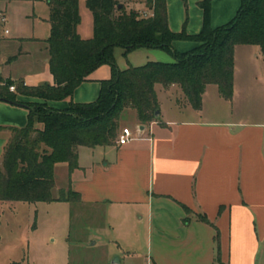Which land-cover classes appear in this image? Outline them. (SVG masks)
Returning <instances> with one entry per match:
<instances>
[{"label": "crops", "instance_id": "1", "mask_svg": "<svg viewBox=\"0 0 264 264\" xmlns=\"http://www.w3.org/2000/svg\"><path fill=\"white\" fill-rule=\"evenodd\" d=\"M20 1L0 0V12L7 16L9 4ZM85 1L78 0L77 32L88 39L93 34V18ZM118 1L126 11L149 9L146 0ZM190 1L197 7L194 28L187 33L195 34L201 29L202 10L199 0ZM216 5L221 6L218 13ZM239 5V0H212L211 25L229 21ZM46 6L45 21L50 31L47 2ZM166 11L170 29L180 31L169 19L168 0ZM11 13L10 18L17 16L19 23L12 30L8 26L7 34L0 26V76L21 80L27 86L44 82L52 85L46 43L49 32L47 36L37 32L40 21L33 8L31 12ZM195 45L190 40L173 42L179 52ZM243 45L255 48L254 58L260 51L264 54L258 45L234 47L230 100L221 97L215 84H207L200 109L185 103L168 113L159 100L160 94L178 99L183 92L176 84L165 88L157 83L154 89L159 116L144 125L135 123L143 127L137 138L122 145L116 141L114 145L78 146L77 167L71 171L67 162L55 164L53 195L70 187L80 199L76 204L43 203L66 211L69 221H82L84 227L78 231L83 236L87 232V249L95 255L87 257L85 263L73 259V245L67 242L59 253L60 264H218L217 250L220 264H264V90L259 92L257 101L252 100L251 81L238 79L235 58L238 46ZM139 49L143 48L130 52ZM146 50L151 56L147 61L161 58V49ZM118 54H123V50L115 48V58ZM109 77L110 67L103 64L76 87L70 98L50 100L47 104L64 108L69 101L91 102L98 96L100 81ZM261 79L259 83L264 87V77ZM16 99L40 101L23 95ZM207 99L218 108L205 116ZM27 112L25 106L0 100V159L10 137L9 129L23 127ZM133 119L137 121L135 114ZM10 202L20 201H0V206ZM202 214L209 223L199 219ZM69 237L70 227L66 241ZM80 243H76L77 248H84ZM9 262L19 263L17 259Z\"/></svg>", "mask_w": 264, "mask_h": 264}, {"label": "trees", "instance_id": "2", "mask_svg": "<svg viewBox=\"0 0 264 264\" xmlns=\"http://www.w3.org/2000/svg\"><path fill=\"white\" fill-rule=\"evenodd\" d=\"M211 2L198 1L201 29L188 34L184 29L170 30L166 0H146L151 9L148 17L126 11L119 7L118 0H86L93 18V34L83 39L77 32L78 0H47L50 31L46 43L54 83L27 86L21 80L0 76V100L20 103L28 111L23 127L9 129L10 137L0 159V201H78L79 194L70 187L53 195L55 164L67 162L71 171L77 167L78 146L114 145L126 109L132 110L142 125L156 120L157 83L165 88L178 85L196 110L202 106L207 84H215L223 98L231 99L234 47L251 44L264 51V0H240L234 16L217 26L210 23ZM174 40H190L197 45L179 52L172 45ZM118 47L123 54L138 48L161 49L174 61H147L122 69L114 55ZM103 64L109 65L110 77L100 81L95 100L69 101L64 108L47 104L70 98L76 87ZM10 85L14 91L9 90ZM17 95L40 101H18ZM199 219L209 223L204 214ZM214 240L217 244V230ZM216 262L220 264L218 250Z\"/></svg>", "mask_w": 264, "mask_h": 264}, {"label": "rangeland", "instance_id": "3", "mask_svg": "<svg viewBox=\"0 0 264 264\" xmlns=\"http://www.w3.org/2000/svg\"><path fill=\"white\" fill-rule=\"evenodd\" d=\"M46 2V0H21L20 2H11L8 6L10 11L7 12L6 16L7 24L2 25V28L8 29V26H10L12 30V26L15 28L18 26L19 18L17 16L13 19L10 18L11 12H15L14 14L17 15L18 12H22L23 10L31 12L33 8L37 16V21H40V28L37 32L41 35L46 34L47 36L49 31L48 24L45 21L48 15ZM22 5L24 8H22ZM196 7L194 2L190 0H168L169 19L173 25L181 28L180 31L184 29L187 33L189 28H194V12ZM215 7L217 13L218 11L220 12L221 6L216 5ZM10 35H12V32ZM254 47L258 48V46ZM118 49L121 48L118 47ZM253 49L255 48H252V46H238L235 59L238 79L244 77L251 81L253 89L250 91L249 97L257 101L260 98L259 92L264 90V87L259 83L262 81L261 77H264V54L260 51L257 53L258 57L254 58ZM147 53V50L143 48L128 52L127 54H118L116 63L119 68L142 65L147 60H150L147 58H151ZM158 53H160L161 58L157 59V61H174V58L169 53L163 50H159ZM183 95L176 99L177 97L174 95L161 93L159 100L164 110L171 113L177 107L188 103L186 97ZM227 105L229 107L231 104L227 102ZM216 108H218L217 104L207 99L205 103V111L207 114L205 116L208 113H212V109ZM133 114L134 112L130 109L122 112L119 132L122 127H129L134 130L137 121L133 119ZM58 180L60 181V178ZM75 200L74 203L76 204L77 201ZM66 214V211H63L61 208H53V206L43 202L29 203L20 201L16 203L10 202L0 206V264H10V259H17L19 261L18 264H39L43 260L46 261V264H60L59 253L64 251L67 242L73 245L70 251V256L73 259H79L85 263L87 257L95 256L91 255L87 249V232H83V236L78 231L84 227L83 222L79 220L69 221ZM69 227L70 237L66 241ZM79 240L81 242L79 246L84 248H77L76 243Z\"/></svg>", "mask_w": 264, "mask_h": 264}, {"label": "built area", "instance_id": "4", "mask_svg": "<svg viewBox=\"0 0 264 264\" xmlns=\"http://www.w3.org/2000/svg\"><path fill=\"white\" fill-rule=\"evenodd\" d=\"M138 13L142 17H148V16L151 15V9L141 10ZM6 21H7L6 16L4 15V13L0 12V26L4 25L6 23ZM3 32L5 34H7L8 33V29H4ZM9 90L10 91H14L15 87L13 85H10L9 86ZM140 132H141V130H140V126L139 125H136L134 130L130 129L129 127H122L120 132L118 133L116 141L120 145L125 144L128 141L137 138Z\"/></svg>", "mask_w": 264, "mask_h": 264}, {"label": "water", "instance_id": "5", "mask_svg": "<svg viewBox=\"0 0 264 264\" xmlns=\"http://www.w3.org/2000/svg\"><path fill=\"white\" fill-rule=\"evenodd\" d=\"M120 6H121V5L119 4V7H120ZM4 101H7V100H4ZM7 102H10V103H13V104H17V105H22V104L17 103V102H12V101H7ZM22 106H24V105H22ZM155 115H156V117L159 116V110L156 111ZM140 128L142 129L143 127L141 126Z\"/></svg>", "mask_w": 264, "mask_h": 264}]
</instances>
